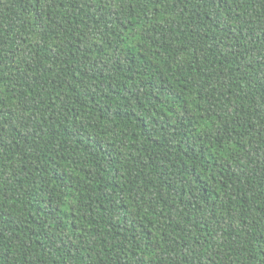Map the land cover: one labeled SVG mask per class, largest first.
<instances>
[{"label": "trees", "instance_id": "1", "mask_svg": "<svg viewBox=\"0 0 264 264\" xmlns=\"http://www.w3.org/2000/svg\"><path fill=\"white\" fill-rule=\"evenodd\" d=\"M0 264H264V0H0Z\"/></svg>", "mask_w": 264, "mask_h": 264}]
</instances>
